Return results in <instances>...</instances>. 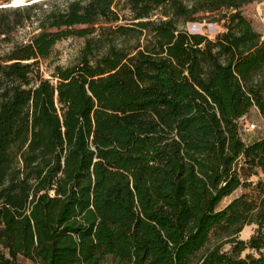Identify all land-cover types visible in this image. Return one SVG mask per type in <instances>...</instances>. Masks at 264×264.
Segmentation results:
<instances>
[{
	"label": "trees",
	"instance_id": "trees-1",
	"mask_svg": "<svg viewBox=\"0 0 264 264\" xmlns=\"http://www.w3.org/2000/svg\"><path fill=\"white\" fill-rule=\"evenodd\" d=\"M254 1L0 9L4 40L38 30L0 53V264H264V137L240 133L253 108L264 119ZM206 14L214 40L182 28ZM73 37L78 62L43 78Z\"/></svg>",
	"mask_w": 264,
	"mask_h": 264
},
{
	"label": "rangeland",
	"instance_id": "rangeland-1",
	"mask_svg": "<svg viewBox=\"0 0 264 264\" xmlns=\"http://www.w3.org/2000/svg\"><path fill=\"white\" fill-rule=\"evenodd\" d=\"M13 2V0H2L0 6H6V4ZM23 6V5H22ZM264 0H255L253 3L242 8L243 17L249 21L253 29L259 33H264ZM12 7L13 6L12 4ZM21 7V6H17ZM263 8V9H262ZM262 11V12H261ZM125 15H128V12H125ZM153 19H156L157 16H153ZM219 19L218 15H204L199 22L196 23H187L182 28L189 33L190 25H193L192 30L193 34L190 35H202L207 37L209 40H214L215 37L223 32V22H214ZM82 28H77L80 30ZM38 30L35 27L25 26L19 28L11 35L8 40H4L5 36H0V53L8 51L16 43H27L30 38L37 34ZM85 39L83 38H68L58 42L47 60H40L39 67L40 72L43 78L51 79V76L54 72V69L58 66L68 67L74 65L78 62L80 52L84 46ZM253 125L255 128L251 132L243 136L245 143L252 142L254 140L264 137V119L261 117L257 109H252L250 113L240 121V129L242 127H248ZM252 181H257L256 178H252ZM230 199H226L221 203V207L225 206ZM256 227L248 226L243 229L239 235V239L242 241H248L249 238L253 235ZM227 249V248H226ZM21 264H31L30 262L21 260Z\"/></svg>",
	"mask_w": 264,
	"mask_h": 264
},
{
	"label": "water",
	"instance_id": "water-1",
	"mask_svg": "<svg viewBox=\"0 0 264 264\" xmlns=\"http://www.w3.org/2000/svg\"><path fill=\"white\" fill-rule=\"evenodd\" d=\"M42 1H44V0H24V5L23 6H29V5H32V4H35V3H38V2H42ZM2 8H13L12 7V1H11V3L6 4V6H0V9H2ZM192 27H193V25H190V28H189V33L190 34H193Z\"/></svg>",
	"mask_w": 264,
	"mask_h": 264
},
{
	"label": "built area",
	"instance_id": "built-area-1",
	"mask_svg": "<svg viewBox=\"0 0 264 264\" xmlns=\"http://www.w3.org/2000/svg\"><path fill=\"white\" fill-rule=\"evenodd\" d=\"M254 126L253 125H250V126H248V127H242V129H240V133H241V135H242V137L245 135V134H247V133H249V132H251L252 130H254Z\"/></svg>",
	"mask_w": 264,
	"mask_h": 264
},
{
	"label": "bare ground",
	"instance_id": "bare-ground-1",
	"mask_svg": "<svg viewBox=\"0 0 264 264\" xmlns=\"http://www.w3.org/2000/svg\"><path fill=\"white\" fill-rule=\"evenodd\" d=\"M13 6L17 7V6H22L24 5V0H13L12 2ZM264 7V6H263ZM263 9V8H262ZM262 12V11H261Z\"/></svg>",
	"mask_w": 264,
	"mask_h": 264
}]
</instances>
